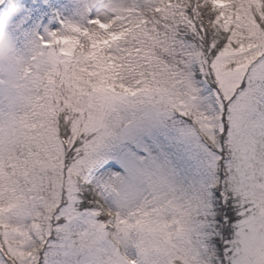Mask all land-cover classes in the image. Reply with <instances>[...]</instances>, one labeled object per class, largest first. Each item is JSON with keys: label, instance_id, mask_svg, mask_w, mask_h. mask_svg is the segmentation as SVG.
Listing matches in <instances>:
<instances>
[{"label": "snow or ice", "instance_id": "snow-or-ice-1", "mask_svg": "<svg viewBox=\"0 0 264 264\" xmlns=\"http://www.w3.org/2000/svg\"><path fill=\"white\" fill-rule=\"evenodd\" d=\"M63 3L0 0L53 22L0 78V264H264V0Z\"/></svg>", "mask_w": 264, "mask_h": 264}, {"label": "rangeland", "instance_id": "rangeland-1", "mask_svg": "<svg viewBox=\"0 0 264 264\" xmlns=\"http://www.w3.org/2000/svg\"><path fill=\"white\" fill-rule=\"evenodd\" d=\"M130 2L131 0H95L96 4L102 6V8L106 10L107 15H111L113 10ZM83 4L84 0H64V3L60 8L56 9V12L60 14L62 19L79 20L80 17L77 13ZM18 10L19 9L15 5H12L8 12H5L2 16H0V28L3 29L5 37L8 35L6 38L13 44L17 53L22 57V65H24V55H27V49L29 47L30 40L33 38V34H43L45 27H51L53 22L50 20L46 21L43 17H41L39 20L34 21L31 24L24 22L21 28L13 29L10 16ZM101 14L104 15L105 12H102ZM20 69L21 68L13 71L9 74V76ZM0 78L4 77L0 76Z\"/></svg>", "mask_w": 264, "mask_h": 264}, {"label": "clouds", "instance_id": "clouds-1", "mask_svg": "<svg viewBox=\"0 0 264 264\" xmlns=\"http://www.w3.org/2000/svg\"><path fill=\"white\" fill-rule=\"evenodd\" d=\"M22 66V57L0 28V76L7 78L10 73Z\"/></svg>", "mask_w": 264, "mask_h": 264}, {"label": "trees", "instance_id": "trees-1", "mask_svg": "<svg viewBox=\"0 0 264 264\" xmlns=\"http://www.w3.org/2000/svg\"><path fill=\"white\" fill-rule=\"evenodd\" d=\"M8 34H9V33H8ZM9 35H10V34H9ZM7 36H8V35H7ZM7 36H6V37H7Z\"/></svg>", "mask_w": 264, "mask_h": 264}]
</instances>
